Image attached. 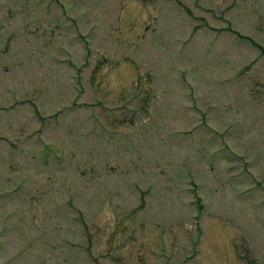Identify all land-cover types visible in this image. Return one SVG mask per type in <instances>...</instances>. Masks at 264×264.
I'll list each match as a JSON object with an SVG mask.
<instances>
[{"label": "rangeland", "instance_id": "rangeland-1", "mask_svg": "<svg viewBox=\"0 0 264 264\" xmlns=\"http://www.w3.org/2000/svg\"><path fill=\"white\" fill-rule=\"evenodd\" d=\"M0 264H264V0H0Z\"/></svg>", "mask_w": 264, "mask_h": 264}]
</instances>
